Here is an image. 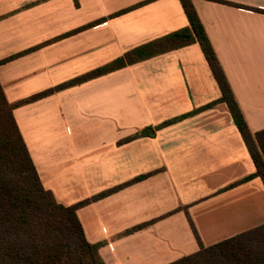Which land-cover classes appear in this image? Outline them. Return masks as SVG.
I'll return each mask as SVG.
<instances>
[{
	"label": "crops",
	"instance_id": "crops-1",
	"mask_svg": "<svg viewBox=\"0 0 264 264\" xmlns=\"http://www.w3.org/2000/svg\"><path fill=\"white\" fill-rule=\"evenodd\" d=\"M222 1L264 10V0ZM78 2L0 0V83L9 102L189 26L180 0ZM193 2L251 131L263 130L264 13ZM221 96L194 43L17 107L14 116L44 187L65 206L146 176L80 207L78 218L87 240L102 243L105 264H169L264 225V183L244 181L256 166L228 105L204 109Z\"/></svg>",
	"mask_w": 264,
	"mask_h": 264
},
{
	"label": "trees",
	"instance_id": "trees-1",
	"mask_svg": "<svg viewBox=\"0 0 264 264\" xmlns=\"http://www.w3.org/2000/svg\"><path fill=\"white\" fill-rule=\"evenodd\" d=\"M180 1L189 21L188 27L133 49L104 67L17 103L8 101L0 83V264H105L100 255L102 243L92 244L87 240L77 211L146 177H139L72 206L59 203L41 181L14 110L57 91L194 43L200 44L222 94L218 101L204 109L217 103L228 105L256 166V172L244 181L260 177L264 183V129L255 133L251 131L193 0ZM212 1L264 13V10L222 0ZM75 2L79 4L78 0ZM191 114L166 121L155 130L144 129L128 140L153 135L157 129ZM145 225L136 226L125 234ZM169 264H264V225L209 247L202 245L200 251Z\"/></svg>",
	"mask_w": 264,
	"mask_h": 264
}]
</instances>
